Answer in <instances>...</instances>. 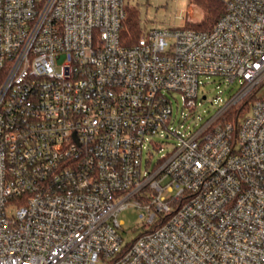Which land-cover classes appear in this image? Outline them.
<instances>
[{
  "label": "built area",
  "instance_id": "2783aa9c",
  "mask_svg": "<svg viewBox=\"0 0 264 264\" xmlns=\"http://www.w3.org/2000/svg\"><path fill=\"white\" fill-rule=\"evenodd\" d=\"M224 3L206 30L140 15L127 46L126 0H0V264H264V0ZM210 75L238 92L174 132ZM157 134L179 143L144 170Z\"/></svg>",
  "mask_w": 264,
  "mask_h": 264
},
{
  "label": "rangeland",
  "instance_id": "374dc122",
  "mask_svg": "<svg viewBox=\"0 0 264 264\" xmlns=\"http://www.w3.org/2000/svg\"><path fill=\"white\" fill-rule=\"evenodd\" d=\"M132 5L140 8L141 15L152 20L149 26L155 23L161 27L184 24L180 16H185L187 10L191 11L190 21H198L203 17L202 9L190 4L189 0H126ZM156 20V21H154ZM199 98L197 106L190 109L184 104V95L175 91L171 95L173 105V116L169 126L171 129L183 136H188L197 130L203 123L209 120L217 111L224 106L239 90L240 82L231 83L221 76L210 75L201 77ZM264 92V87L261 89ZM206 95V98L202 97ZM179 139L173 134L170 137L157 134L147 141L143 151V169L147 163H156L171 153ZM141 209L136 206H128L121 210L118 218L123 221L122 235L125 241L130 242L142 231Z\"/></svg>",
  "mask_w": 264,
  "mask_h": 264
},
{
  "label": "trees",
  "instance_id": "16d2710c",
  "mask_svg": "<svg viewBox=\"0 0 264 264\" xmlns=\"http://www.w3.org/2000/svg\"><path fill=\"white\" fill-rule=\"evenodd\" d=\"M189 3L199 6L203 11V17L198 21L188 22L186 24L187 28L200 30L211 29L225 10L224 0H189ZM126 10V17L123 20L120 31V39L123 45L132 46L138 41L141 34V12L137 5H128ZM251 99V96H246L240 108L229 111V117H236L237 114L244 115L249 108Z\"/></svg>",
  "mask_w": 264,
  "mask_h": 264
},
{
  "label": "water",
  "instance_id": "95a60500",
  "mask_svg": "<svg viewBox=\"0 0 264 264\" xmlns=\"http://www.w3.org/2000/svg\"><path fill=\"white\" fill-rule=\"evenodd\" d=\"M202 98L205 99L206 98V95H204Z\"/></svg>",
  "mask_w": 264,
  "mask_h": 264
}]
</instances>
